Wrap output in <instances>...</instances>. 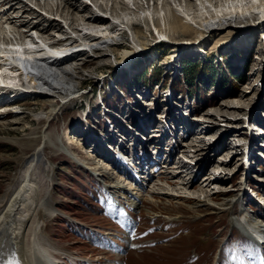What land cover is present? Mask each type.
<instances>
[{
	"label": "rangeland",
	"instance_id": "1",
	"mask_svg": "<svg viewBox=\"0 0 264 264\" xmlns=\"http://www.w3.org/2000/svg\"><path fill=\"white\" fill-rule=\"evenodd\" d=\"M25 1L34 8L22 3L28 9L24 12L37 14L40 27L47 26L48 22L58 23L60 29L49 27L47 33H39L53 41H56L55 33L65 34L70 35L66 39L79 44L84 41L83 34H92L85 28L95 29L101 25L85 24L81 13L63 15L64 19L55 12L52 15L43 10V0ZM57 1L60 2L49 0L52 6ZM97 1L110 3V0ZM243 1L246 10L248 4L245 3L250 0ZM260 1L264 4V0ZM74 2L86 8L87 16L91 17L89 12H96L111 23L109 10L97 9L90 0ZM116 2L119 14L132 12L131 22L107 25L110 33L103 39L104 43L99 39L100 45L89 42L93 44L90 45L92 52L85 48L79 51V46L72 48L75 49L73 55L64 62L71 64L75 81L66 97L31 93L20 95L22 100L12 104L6 101L18 95L13 90L11 96L9 92L0 96L4 103L0 104V211L21 184L31 156L38 153L31 179L37 203L46 196L51 215L42 219L34 215L28 222L23 242L30 246L33 240L36 252L43 243L50 260L57 264H215V259L219 264H264V246L255 244L237 225H241L243 211L264 223V128L262 135L254 134L249 124L255 121L256 115L264 118V17L255 15L258 11L254 10L253 17L248 16L247 11L241 14L235 1L234 11L224 17L223 22L227 24L220 29L212 25V21L208 24L210 29L204 30V23L194 12V6L199 9V0ZM12 8L0 12L2 24L7 18L14 19L21 14V9ZM182 8L192 13L191 16L182 15L178 10ZM146 10V16L153 17V23L149 17L140 18L139 14ZM172 11L196 33L182 34L173 28ZM24 12L21 18L26 17ZM42 12L51 18L44 17ZM67 18L75 19L74 22L70 19L69 27ZM9 26L14 27V24ZM160 27L166 32L159 34ZM153 30L166 41L156 43ZM9 35L12 36L6 34L8 38ZM124 50L129 52L127 59L122 58ZM184 61H196L199 66L213 65L214 77L205 78L202 83L196 81L201 92L205 91V97L177 92L169 102L166 97L169 79L177 80ZM151 73L159 75L149 78ZM138 75H145L146 82ZM236 75H243V80H233V86L231 79ZM166 77L169 79L165 80ZM154 78L163 84L148 90ZM21 79L25 80L19 75L18 80ZM19 81L7 80L6 84ZM117 86L129 101L117 95L121 92ZM74 89L75 94L81 96L67 100ZM100 98L113 102V110L120 115L118 123H124L121 124L123 129L120 128L125 133L123 149L128 150L131 145L139 149L141 144L137 137L142 136L149 153L159 141H164L162 146L167 150L171 140L180 143V152L184 153L190 127L204 134L205 139L199 132L193 134L196 144L204 146L210 138L218 141L213 140L205 149L194 146L195 152L188 146L189 155L184 153L183 156L186 161L180 156L169 163L160 160L162 171L157 174L147 175L149 170L141 163L144 166L141 176L150 179L139 193L130 187L129 179L120 175L119 163L116 162V168L107 162L108 153L104 152L101 142L110 144V118L103 113ZM262 118L257 121L264 124ZM125 125L134 130L131 132ZM165 130L168 132L164 133ZM248 130L253 138H249L251 146L246 155L243 138ZM95 132L99 135L97 140L93 136ZM108 165H112V169H108ZM258 177L263 178L262 184L253 180ZM115 181L129 186L132 194L139 193L141 197L138 206L128 209L130 215L126 218L133 225L131 236L122 229L119 219L123 217L116 216L126 198L120 195L122 203L117 201ZM190 181L193 187L189 186ZM125 186L123 188L129 191ZM116 204L118 207H114ZM38 209L41 214V208ZM231 220L236 222L234 226ZM6 227L7 224L0 226L2 245ZM36 227L40 235L33 238L32 230ZM127 234L129 241L123 239ZM101 238L107 242L102 243ZM128 242L134 244L133 248L128 249ZM106 244L113 250L122 246L123 250L118 248L124 256L116 259V254ZM110 244L118 246L113 248ZM0 252L7 260V251L0 248Z\"/></svg>",
	"mask_w": 264,
	"mask_h": 264
},
{
	"label": "bare ground",
	"instance_id": "2",
	"mask_svg": "<svg viewBox=\"0 0 264 264\" xmlns=\"http://www.w3.org/2000/svg\"><path fill=\"white\" fill-rule=\"evenodd\" d=\"M33 1L36 2L37 0H33ZM90 1L95 4L97 9L109 10L108 15H110V17L112 18L111 23L107 19H105L104 16L97 14L96 12H89L88 14H90L91 17L87 16L86 11H85L86 8L82 6L81 4L74 2V0H60V2L57 1L54 6L50 5L49 0H43V4H42L43 10L46 9L47 11L46 10L45 11L50 12L52 15L55 12L57 16H60L64 19L63 15H67V14L73 15L74 13H81L82 14L81 19L82 21L85 22V24L86 23L101 24L100 27L95 28V29L84 27L86 29L85 31L87 32L90 31L92 34L90 33L83 34L82 40L84 41H82L79 44H73L74 42L72 41V39H66L70 35L68 36L65 34L55 33L56 35H54V37L56 41H53L50 38L48 39V38L40 36V34L43 35L47 33L48 30L46 28L49 29V27H52V28L60 29V26H58V23L54 25L53 23L48 22L47 26H44L43 28L40 27L39 25L40 21H39V18H37L38 17L37 14L31 13V11L24 12V10H28V9H26V7L22 5V3L29 6V8H32L30 4L27 3L25 0H20V1L19 0H0V6H1L0 12L1 13L4 12V10H6L7 8L13 9L12 6L15 8L17 7V9H21V14L17 15L14 19L7 18L3 22V24H2V21L0 20L1 21L0 22V87L6 88L7 86H12V88L13 87L15 88L16 85L18 86L20 85V81L18 80L19 71L16 70V68H14L17 65L21 67V69L24 70V73L23 71H20L21 73L20 76H22V78L25 79V82L27 83L26 87H29L27 89L29 90L31 89L32 91H34L32 93L47 94L46 96H49V97H55V96L56 97L57 96L66 97V95L70 92V89L74 88L73 82L75 81L74 74L72 72L73 69L71 68V64L66 63V61L64 62V60H66L71 55H73L75 49H72V48L79 46L77 48V50L79 51L85 48L88 51L92 52L90 45H93V44L100 45L99 40H103L107 37V35H109L110 32H108L109 29L107 25L112 24V22L113 23H116V22L124 23V21L131 22L130 19H131L132 12L119 14L118 11H116V7H117L116 1L117 0H110V1L108 0L110 3H106V4H103L102 2L97 1V0H90ZM199 1H200L198 3L199 9L196 6H194L195 8L194 12L196 13V17H199L200 20H202V22L204 23V26H205L204 30L210 29L208 24L212 23V21H213L212 25L214 24L218 28L220 27V29L221 27H223V24H227L223 22L224 20H226V18L224 17L227 15H230L232 10L234 11L233 2L235 1L237 4L236 8L237 9L240 8V10L242 11L241 14L244 15V13L247 11L248 16L253 17L254 15L253 10H254V11H258V14H255V15H258L259 17H264V4H262L261 1L259 2V0H250L247 3H245V4H248L247 5L248 8L246 10L243 7L244 6L243 0H215V1L214 0H203V1L199 0ZM124 5L128 7L125 3H123V6ZM178 10L180 13H182V15H185L186 17H190L192 14L187 9L182 8ZM23 12L27 13L28 16L25 15L26 16V17L24 16L25 18H21ZM207 13L208 15L206 16ZM42 14L46 18H51L50 16H48L49 14L47 15L45 12H42ZM146 15H147V10L139 14L141 19H143L144 17L145 18L149 17L153 23V17H151L150 15L149 16H146ZM1 16L2 14H0V19H1ZM29 16L32 18H30ZM171 17H172V27L177 28V31H180L182 34L196 33V31L190 26V24L182 20V17L180 15L172 11ZM67 19L69 20V24L67 23L66 26L69 27L73 19L72 18H67ZM166 19L170 20L169 17H167ZM74 21L75 19L73 20V22ZM12 23L14 24V27L9 26ZM156 24L159 25V22H156ZM102 25H104L105 28H103ZM21 27H25L27 29H29L30 27L34 28V30L30 29V32L32 34H37L36 32L38 31L40 34H37V36H39L40 38L35 40L31 35L28 36V34L27 35L25 34L23 35L24 37H21V32H22L20 31ZM163 31L166 32V29L164 28L163 30L161 27L160 29H157V32L159 34L163 33ZM6 34H11L13 37L9 35V38H8ZM200 34L203 35L205 34V32L202 30ZM59 37L60 38L64 37L66 40H62V39L60 40ZM135 37L137 38L136 33H135ZM18 38L22 41L18 42L17 41ZM13 39L15 41H13ZM91 41L93 42V44H91L92 43ZM103 43H104V40H103ZM105 46L107 45L105 44ZM63 56L64 58L61 59ZM128 57H129V52L124 50L122 58L127 59ZM7 80L9 81L16 80L19 82L16 84H13L15 85L13 86L10 84H6ZM31 84H32V87H31ZM17 92L19 91H16V93ZM0 100H3V99L0 98ZM0 104L4 105V103L2 104V101H0ZM199 135H202L201 138L205 139V137L203 136L204 135L203 133L202 134L199 133ZM193 141L195 143L194 138H193ZM188 146H191V145H188ZM194 146H199V145L197 144V145L191 146V148L195 150L196 147ZM37 158L39 159L38 153H34L31 156L29 160L30 163L24 170V175H23L21 184L18 185V188L14 192H12L11 194L12 196L10 195V197H8L6 207L0 211V226L3 224H7V227L4 229L6 231L4 245L0 244V248L7 251V260L5 259L4 255L0 252V264H43L42 262H44V260L39 258V257H42L41 255L38 254L39 257L36 255L37 252L35 250V247H34L35 243L33 244V240L30 246H28L26 242H23L24 235L26 236L28 222L34 218V215H38L41 219L48 214L51 215V209L48 203L46 202L47 201L46 196L44 199H42L43 200L42 202L37 203L36 201L34 181L31 179V177H32V168ZM109 158L110 156L108 155V159ZM160 160H162V158H160L159 161ZM160 162L158 164H160ZM111 167L112 165H108V169L109 168L112 169ZM113 167H116V161H114ZM137 167L142 168L140 164H137ZM113 184H115V188L123 192V195H125L128 206L135 207L136 205L140 203L141 199L139 198L140 197L139 193L137 195L132 194L130 190L128 191L124 189L123 188L124 186L121 185L120 182L115 181ZM189 186L193 187L191 181L189 183ZM38 208H41L42 210L41 214L40 212H38L39 210ZM243 213L244 215H243L242 221L246 224L247 228H249L252 231L263 229L260 231L264 232V227H261L262 225H264L263 223H261L258 220H255V218H253V216H250L248 212L243 211ZM116 216L120 217L121 215L119 216L118 214H116ZM231 221H232L231 224H233L234 226L236 222L233 223L234 220H231ZM243 226L246 228L245 225ZM242 232H244V230ZM39 235H40L39 228L37 227L33 228L31 236L34 238L36 236L38 237ZM130 236H128L127 234L125 235V237H123V239L127 241L126 238H128V241H129ZM101 239L103 240V242H107L105 238H101ZM110 246L115 248L113 244H110ZM133 246H134L133 243L128 242L129 248H133ZM24 248L30 249L29 251H32V253L30 254L29 251L27 252L24 251L23 250ZM37 248H38V244H37ZM37 251H39V248L37 249ZM115 252L119 255L121 250L118 247H116ZM45 264L47 263L45 262Z\"/></svg>",
	"mask_w": 264,
	"mask_h": 264
},
{
	"label": "trees",
	"instance_id": "3",
	"mask_svg": "<svg viewBox=\"0 0 264 264\" xmlns=\"http://www.w3.org/2000/svg\"><path fill=\"white\" fill-rule=\"evenodd\" d=\"M196 62V61H195ZM195 62H191V61H184L182 66H181V75L177 78V80L173 81V79L171 80V85H172V89L174 91V93H180V94H184L185 93H189V94H194L195 96H199V97H205L206 93L205 91L201 92V88L197 85L196 81H199L202 83V81L206 78H211L212 76L214 77V69H213V65L211 64H202L201 66L197 65ZM151 75H153V77L158 76L159 74L157 73H151L149 75V78L151 77ZM143 77V82L145 81V75L143 76H138V78ZM168 77H166L165 79H167ZM233 80H243V75H236L234 76L233 79H231V82L233 86H235V84H233ZM158 84L159 83V79L154 78L151 80V82H149L150 85L153 84Z\"/></svg>",
	"mask_w": 264,
	"mask_h": 264
}]
</instances>
